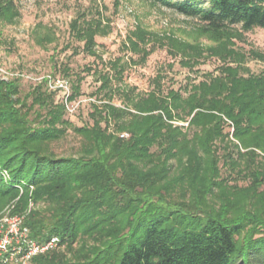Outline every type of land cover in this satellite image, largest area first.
<instances>
[{
    "label": "trees",
    "instance_id": "trees-1",
    "mask_svg": "<svg viewBox=\"0 0 264 264\" xmlns=\"http://www.w3.org/2000/svg\"><path fill=\"white\" fill-rule=\"evenodd\" d=\"M146 1L195 19L197 36L212 43L164 37L154 46L190 71L214 59L215 73L166 90L159 73L139 93L124 83L120 58L107 71L87 67L100 83L98 103L91 124L78 127L66 117L64 92L48 88L50 75L24 94L21 75L0 79V213L23 216L37 241L59 239L28 264H264V70L246 66L264 56L235 44L264 30V0ZM89 13L71 20L69 37L102 62L95 38L110 28L99 7L96 18ZM18 17L15 0H0V27ZM53 41L36 37L39 46ZM148 43L140 28L128 35L133 65L153 53ZM60 72L71 103L83 77ZM69 131L79 150L58 157L51 146Z\"/></svg>",
    "mask_w": 264,
    "mask_h": 264
},
{
    "label": "rangeland",
    "instance_id": "rangeland-1",
    "mask_svg": "<svg viewBox=\"0 0 264 264\" xmlns=\"http://www.w3.org/2000/svg\"><path fill=\"white\" fill-rule=\"evenodd\" d=\"M15 0L19 17L11 25L0 27V79L7 80L12 76L21 75V89L27 93L32 83L42 79L44 75L56 76L62 80L60 70L63 66L72 74L83 77L80 96L71 103V111H67V119L74 126L91 124L89 113L91 104L98 103L95 96L100 83L84 69L98 65V70L105 69L107 64L117 58L126 64L123 74L124 83L136 87L139 93L151 90V80L162 74L164 90L178 88L188 82L197 81L209 73H215L220 65L214 59H205L203 64L193 71L180 65L179 57L170 56L165 48L154 44L165 41L164 37H172L201 46L212 45L203 37H198L195 19L186 18L166 8L153 6L146 0H119L115 6L114 0ZM97 6V7H96ZM99 7L100 17L108 23L110 31L104 37L97 36L95 50L102 60L83 54L82 43L69 37L68 29L72 19L80 13L89 11L88 18H96ZM140 28L147 33L149 43L146 48L153 47V53L143 65H133L137 56L123 49L128 35ZM50 33L54 41L44 46L36 43V37ZM241 41H236V48L245 53L254 51L264 56V30L254 29L242 34ZM158 42V43H160ZM253 72L264 70V61L249 60L246 64ZM54 78V77H53ZM64 78V77H63ZM71 80H74L72 75ZM67 83L70 91V80ZM71 93V91L69 92ZM119 105L118 100H114ZM80 140L72 132L52 144L51 149L58 157L76 156ZM11 214V207H6L0 216ZM57 250L63 251V248Z\"/></svg>",
    "mask_w": 264,
    "mask_h": 264
},
{
    "label": "built area",
    "instance_id": "built-area-1",
    "mask_svg": "<svg viewBox=\"0 0 264 264\" xmlns=\"http://www.w3.org/2000/svg\"><path fill=\"white\" fill-rule=\"evenodd\" d=\"M47 86L51 90L64 92V103L67 111L72 107L67 103L69 89L65 81L47 76ZM126 134L121 137H126ZM23 216L5 214L0 216V264H28L33 257L45 254L58 247V237L46 241H37L31 237L29 229L24 225Z\"/></svg>",
    "mask_w": 264,
    "mask_h": 264
}]
</instances>
